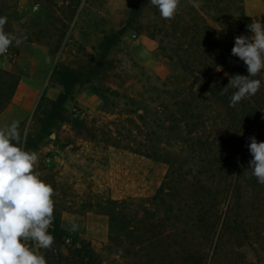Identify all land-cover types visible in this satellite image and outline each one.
Instances as JSON below:
<instances>
[{
    "label": "rangeland",
    "instance_id": "374dc122",
    "mask_svg": "<svg viewBox=\"0 0 264 264\" xmlns=\"http://www.w3.org/2000/svg\"><path fill=\"white\" fill-rule=\"evenodd\" d=\"M3 2L5 31L21 37L22 43L19 47L13 43L0 56V70L20 78L0 114V127L19 121L26 150L37 153L41 179L54 189L61 227L101 252L108 242V204L128 198L147 201L169 171L166 163L147 157L143 145L148 128L139 116L152 128L157 126L153 122L161 128L172 126L165 120L189 92L197 90L191 61L177 50L179 42L183 46L186 41L179 22L180 17L192 21L194 10L202 17L211 10L205 0H181L175 18L164 20L150 0ZM244 6L253 21L264 24V0H245ZM164 22L170 57L163 51ZM183 48L188 55V46ZM57 67L85 75L94 72V84L118 93L117 108L104 111L86 76L64 107L65 122L43 136L39 121L47 104L42 109L38 104L43 94L49 100L60 94L52 87ZM183 130L167 132L163 146L190 156ZM110 136L118 141H110ZM73 224L75 231L70 230ZM40 251L46 258L45 250ZM235 251L242 255L224 264H264V248L258 245L244 244Z\"/></svg>",
    "mask_w": 264,
    "mask_h": 264
},
{
    "label": "trees",
    "instance_id": "16d2710c",
    "mask_svg": "<svg viewBox=\"0 0 264 264\" xmlns=\"http://www.w3.org/2000/svg\"><path fill=\"white\" fill-rule=\"evenodd\" d=\"M3 1L0 16L5 15ZM205 1L210 14L202 17L194 10L192 21L180 17L179 22L186 37L183 46L190 53L186 55L181 41L177 50L191 61L197 90L189 92L165 120L172 126L161 128L153 122L157 126L152 128L139 116L148 128L143 145L147 157L169 166L161 187L147 201L128 198L108 204V242L101 252L64 230L54 210L55 242L45 250L48 264H224L235 262L242 255L235 250L244 244L264 248V184L248 171L249 138L264 142V75L253 77L261 80L260 89L236 107L229 106L235 89L229 87L221 94L231 76L248 75L231 49L235 37L252 35L247 25L253 20L246 13L245 0ZM164 27L163 51L170 57L166 22ZM86 74L68 67L54 69L52 87L59 88L60 94L55 100L43 94L38 104V109L47 104L39 121L43 136L65 122L64 107L86 76L104 111L117 108L118 93L94 84V72ZM19 79L0 70V114L10 104ZM182 129L190 156L163 146L167 132ZM110 141L118 140L110 136Z\"/></svg>",
    "mask_w": 264,
    "mask_h": 264
},
{
    "label": "clouds",
    "instance_id": "9594fccd",
    "mask_svg": "<svg viewBox=\"0 0 264 264\" xmlns=\"http://www.w3.org/2000/svg\"><path fill=\"white\" fill-rule=\"evenodd\" d=\"M181 0H150L164 20L175 18ZM6 16H0V56L9 47H19L22 38L5 31ZM251 36L235 37L231 54L243 61L248 75L236 74L229 78V87L235 89L230 107L254 96L264 73V24L259 20L247 25ZM248 145L252 159L249 170L258 183L264 184V142L250 137ZM19 121L0 127V264H48L41 249L50 250L55 242L51 229L54 225L55 192L41 179L37 170L38 155L26 150ZM77 226L72 225L71 231Z\"/></svg>",
    "mask_w": 264,
    "mask_h": 264
},
{
    "label": "built area",
    "instance_id": "2783aa9c",
    "mask_svg": "<svg viewBox=\"0 0 264 264\" xmlns=\"http://www.w3.org/2000/svg\"><path fill=\"white\" fill-rule=\"evenodd\" d=\"M33 9H34V11H37L38 10V6H35Z\"/></svg>",
    "mask_w": 264,
    "mask_h": 264
}]
</instances>
